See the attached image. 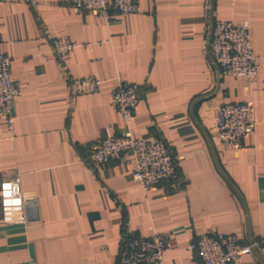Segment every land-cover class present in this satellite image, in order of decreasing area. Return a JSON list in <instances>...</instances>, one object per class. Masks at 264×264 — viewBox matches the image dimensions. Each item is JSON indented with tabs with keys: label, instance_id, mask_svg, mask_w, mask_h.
Returning <instances> with one entry per match:
<instances>
[{
	"label": "crops",
	"instance_id": "1",
	"mask_svg": "<svg viewBox=\"0 0 264 264\" xmlns=\"http://www.w3.org/2000/svg\"><path fill=\"white\" fill-rule=\"evenodd\" d=\"M138 13L79 12L71 0H0V48L19 89L14 133L0 117V184L18 178L36 207L10 225L0 207V264H117L123 233L169 235L164 264H200V233L255 244L237 264H264V0H139ZM215 20L247 25L260 70L249 83L221 77L209 52ZM76 44L57 58L51 39ZM102 81L75 96L70 81ZM119 82L141 99L125 124L111 107ZM252 102L254 133L233 149L213 136L220 106ZM129 132L161 138L177 190L142 191L130 155L92 167L101 140Z\"/></svg>",
	"mask_w": 264,
	"mask_h": 264
},
{
	"label": "built area",
	"instance_id": "2",
	"mask_svg": "<svg viewBox=\"0 0 264 264\" xmlns=\"http://www.w3.org/2000/svg\"><path fill=\"white\" fill-rule=\"evenodd\" d=\"M72 7L94 16L107 17L110 11L120 16L139 12V0H71ZM54 55L62 59L71 53L76 44L67 36L51 39ZM209 52L219 69L221 77H239L249 83L260 70L259 58L255 56L247 25L225 20H215L209 40ZM12 61L0 48V117L14 133L13 109L18 97L12 74ZM102 81L87 77L70 81V89L75 96L93 95L98 92ZM141 94L136 85L119 82L111 92V107L127 124ZM254 106L252 102L230 103L219 107L213 127L217 145L238 149L242 139L254 133ZM130 155L134 163L132 182L146 192L155 186L167 185L177 190L180 183L175 159L166 143L159 137L146 135L134 138L129 132L113 135L99 141L89 152L87 162L92 167L119 161ZM19 185L18 178L9 180ZM3 181L0 185H2ZM20 188V185H19ZM3 189L0 187V193ZM22 203L19 211H13L8 219L10 225H24L28 219L25 210L36 207L34 197L22 192L16 194ZM0 195V207L5 211ZM255 244L241 245L238 238L222 232L200 233L189 242L188 251L200 264H237L243 256L251 255ZM169 250V235L155 234L150 238H140L127 233L121 237L117 264H164V254ZM25 264H34L29 260Z\"/></svg>",
	"mask_w": 264,
	"mask_h": 264
},
{
	"label": "clouds",
	"instance_id": "3",
	"mask_svg": "<svg viewBox=\"0 0 264 264\" xmlns=\"http://www.w3.org/2000/svg\"><path fill=\"white\" fill-rule=\"evenodd\" d=\"M3 191L0 193L4 197L2 203L5 209V219L11 218V213L13 211H19L20 205L22 203L21 199L19 198L18 194L20 192V188L18 184L14 182H4L2 185Z\"/></svg>",
	"mask_w": 264,
	"mask_h": 264
}]
</instances>
